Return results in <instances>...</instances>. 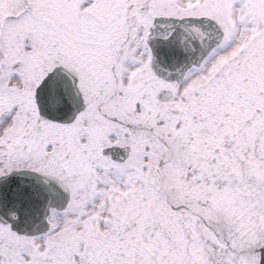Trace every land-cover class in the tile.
Listing matches in <instances>:
<instances>
[{
    "label": "snow or ice",
    "instance_id": "obj_1",
    "mask_svg": "<svg viewBox=\"0 0 264 264\" xmlns=\"http://www.w3.org/2000/svg\"><path fill=\"white\" fill-rule=\"evenodd\" d=\"M0 264H264V0H0Z\"/></svg>",
    "mask_w": 264,
    "mask_h": 264
}]
</instances>
